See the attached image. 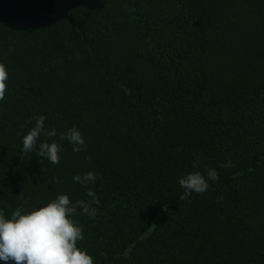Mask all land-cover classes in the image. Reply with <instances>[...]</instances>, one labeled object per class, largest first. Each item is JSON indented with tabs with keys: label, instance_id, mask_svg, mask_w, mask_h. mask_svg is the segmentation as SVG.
Segmentation results:
<instances>
[{
	"label": "trees",
	"instance_id": "obj_1",
	"mask_svg": "<svg viewBox=\"0 0 264 264\" xmlns=\"http://www.w3.org/2000/svg\"><path fill=\"white\" fill-rule=\"evenodd\" d=\"M0 59L6 215L86 199L72 176L93 170L94 264H264V0H0ZM39 114L87 147L24 153ZM206 167L219 179L181 200Z\"/></svg>",
	"mask_w": 264,
	"mask_h": 264
},
{
	"label": "clouds",
	"instance_id": "obj_2",
	"mask_svg": "<svg viewBox=\"0 0 264 264\" xmlns=\"http://www.w3.org/2000/svg\"><path fill=\"white\" fill-rule=\"evenodd\" d=\"M8 79L7 65L0 59V101L5 98ZM46 119L44 114L34 117V124L22 137L24 153L35 150L39 157L56 165L60 163L65 141L75 153L87 147L78 126L73 124L58 132L55 127L46 128ZM41 137L45 139L41 140ZM193 167H196L195 164ZM98 176L99 173L93 170L72 176L74 183L86 189V199L73 200L70 193L61 192L47 203L28 208L19 206L7 215L0 209V261H12L14 264H94L89 251L78 245V241L84 239L83 225L78 217H97L101 202L89 185L94 184ZM218 179V172L211 167H206L204 171L196 169L185 173L178 180L184 190L180 199H189L193 192H206L210 182Z\"/></svg>",
	"mask_w": 264,
	"mask_h": 264
}]
</instances>
